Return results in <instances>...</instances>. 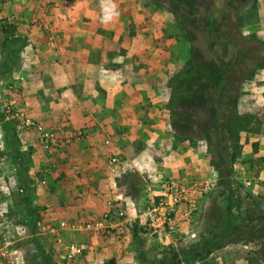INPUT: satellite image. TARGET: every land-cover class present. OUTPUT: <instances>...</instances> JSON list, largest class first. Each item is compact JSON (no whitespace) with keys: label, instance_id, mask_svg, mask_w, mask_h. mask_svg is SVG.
<instances>
[{"label":"rangeland","instance_id":"374dc122","mask_svg":"<svg viewBox=\"0 0 264 264\" xmlns=\"http://www.w3.org/2000/svg\"><path fill=\"white\" fill-rule=\"evenodd\" d=\"M192 2L197 6L186 10H180L170 0L147 2L153 13L152 28L140 44L143 47L144 40H147V45L150 40L152 54L136 60L143 65L140 77H146V81L138 80V86L143 90L145 103L149 102L151 107L153 103L156 106L160 104L157 109L149 108L147 111L150 113L147 114L161 110L167 114L164 118L166 123L160 133L145 131L144 136L137 137L133 142L136 154L129 164L123 155L118 156L124 162V169L122 167L112 176L118 182L116 187L119 190H112L113 194L105 200L116 199L119 208L123 207L131 217H137L148 197L161 192V182L166 177L216 179L212 191L196 212L193 230L182 233L181 238L172 242L160 241L144 233L135 240L133 230H82L88 220L98 217L81 219L80 224H70L88 239L71 240L86 242L88 253L76 260L63 261L59 246L51 235V230L56 227L52 224L51 212L47 207L29 204V179L22 177L28 169L25 156L26 167L22 170L20 156L14 158L10 154L15 145L9 144L0 125V149L3 150L0 153L3 164L0 167V186L8 184L12 187L6 196L0 191V214L9 211L15 219L16 225L10 231V237L12 248L23 257L20 264H45L37 243L53 264H158L163 259L166 264H178L177 253L215 240L222 246L214 248L207 260L196 264H264V36L258 37L253 27L256 22L254 14L259 7L255 5L256 0ZM12 12L19 13L17 10ZM27 12L28 8L24 16L34 13V9ZM186 14L189 22L185 20ZM36 26L45 27L43 22ZM132 30V34L141 32L144 35L141 26ZM17 37L20 38V33L16 25H11L7 32L0 30L2 72H9L19 56L17 50L13 57L10 56L11 50L22 47L12 45L11 40ZM145 65L151 68L145 69ZM187 71H195L198 76L180 79L179 75ZM205 71H213L216 76L219 72L223 74L224 93L217 87L220 95L215 91L214 82L202 77ZM196 81L206 86L200 88ZM152 86L157 94L153 93ZM166 88L168 94L164 97ZM234 112L247 125L246 132L240 135L241 157L235 164L231 160L232 140L222 127L215 128L213 124L216 119L225 124ZM4 115L7 120V114ZM154 123L151 121V128ZM15 124L20 127V123ZM211 128L218 133H212L210 139L206 132ZM15 144L20 149V137L16 132ZM141 151L143 154L139 157ZM200 163L205 167L198 166ZM194 170L197 173H187ZM22 188L28 192L18 195L17 190ZM26 210L34 213V228L27 224ZM227 224L233 225L235 234L221 239ZM65 232L57 230L61 238L70 240ZM192 233H196L195 238ZM5 264L10 263L7 261Z\"/></svg>","mask_w":264,"mask_h":264},{"label":"crops","instance_id":"0c3cea01","mask_svg":"<svg viewBox=\"0 0 264 264\" xmlns=\"http://www.w3.org/2000/svg\"><path fill=\"white\" fill-rule=\"evenodd\" d=\"M114 2L119 16L105 24L107 0H56L44 29L32 26L29 16H24L27 8V13L33 8L30 4L20 2L10 9L20 13L18 32L25 44L8 70L11 73L2 72L4 63H0V114H7L5 107L11 105L17 114L31 115L56 134L52 148L45 150L37 132L2 116L20 137V152L28 167L22 177L29 179V192L25 190L31 194L29 204L49 208L56 226L62 221L80 224L81 219L99 218L119 207L116 199H109L113 206L105 200L112 190H119L109 172L110 158L123 155L129 164L136 154L133 142L137 137L145 131L160 133L166 123L167 114L161 110L147 114L160 104L145 103L138 86V80L146 81V77H140L143 65L136 60L152 54L150 40L148 45L147 40L143 47L140 44L152 28L148 0ZM256 4L253 27L262 38L264 0ZM140 26L144 35L132 34V28ZM153 93L157 94L154 87ZM167 94L166 88L164 97ZM151 121L155 122L152 128ZM79 133L84 134L80 139ZM65 235L70 240L88 239L72 229Z\"/></svg>","mask_w":264,"mask_h":264},{"label":"built area","instance_id":"2783aa9c","mask_svg":"<svg viewBox=\"0 0 264 264\" xmlns=\"http://www.w3.org/2000/svg\"><path fill=\"white\" fill-rule=\"evenodd\" d=\"M20 2L30 4L33 7L34 13L32 12L28 17L32 26L49 18L56 6V0H0V30L7 32L11 25H16L18 32L20 13L14 14L10 9L15 5H20ZM45 30H49L48 26ZM6 112L8 122H21L26 130H33L39 134V142L43 149L50 150L52 148L57 140L54 132L36 122L29 114H17L11 105L8 106ZM83 136V133H79L76 137L80 139ZM2 152L3 150L0 149V153ZM0 167H3L2 162H0ZM122 167L124 169V163L118 156L110 158L109 169L112 174H117ZM216 182L217 180L213 178L198 180L187 177H166L161 182V192L148 197L137 217H131L123 207H116L98 219L88 220L81 229L91 232H116V230L120 232L125 230L126 232L139 225L151 237L160 241L172 242L181 238L182 233L193 230L196 212ZM10 189L12 187H9L8 184L0 186L1 194L3 193L5 196L9 195ZM17 191V194L20 195V193L25 192V188ZM114 204L113 201L108 202L110 206ZM8 212L5 211L0 214V264H5L7 261L10 264H20L23 257L20 252L18 253L12 248L13 242L10 237V231L14 229L16 222L12 213L9 214ZM58 228L75 230L76 226L62 221L51 230V235L59 246V255L63 261L76 260L88 253L89 246L86 242L64 240L57 234ZM191 235L193 238L196 237V233Z\"/></svg>","mask_w":264,"mask_h":264},{"label":"trees","instance_id":"16d2710c","mask_svg":"<svg viewBox=\"0 0 264 264\" xmlns=\"http://www.w3.org/2000/svg\"><path fill=\"white\" fill-rule=\"evenodd\" d=\"M170 1L172 2V4L174 6H177L180 10L191 9L190 6L191 7L197 6L196 3L192 2V0H170ZM193 1L201 2L203 0H193ZM205 1L208 3V0H205ZM185 17H186L185 20L189 22L190 21L189 16L186 14ZM11 41H12V45L17 44L19 46L21 45L22 47L24 45V42L22 41V39L18 38V37L15 39H12ZM22 47H17V48H15V50H11L10 56L13 57L16 53V50L19 51V50H21ZM261 66H263V64H260V67ZM195 71H197V70H195ZM195 71L194 72H192V71L183 72L181 75H179V78L180 79L183 78V79L187 80L189 78L190 79L193 78L195 75L198 76V74L195 73ZM203 74L204 75H202V77L205 76V78L207 79L206 81H209L210 83L214 82V84L216 86L215 91L218 92L219 90L217 87H220V89L223 90V91L221 90V92L224 93V89H225L224 83H223L224 79H223V74L221 72H219L217 74V76L215 75V73H213V71H210V72L205 71V73H203ZM196 83L200 86V88L206 86V84H203L202 82H199V81H196ZM217 105H218V102H217ZM218 106L220 107L221 105L219 104ZM217 117L220 118L219 115ZM172 119H174L173 116H172ZM0 120L2 122L3 130L7 135V139L9 140L8 141L9 144L15 145L14 146L15 148L10 150L11 151L10 154L12 156H14V158H18L20 156V158H19L20 159L19 160L20 167L22 168V170H25V167H26L25 161H23V159H22V154L20 152L19 147L16 146V144H15L14 128L12 126H10L7 122H3L2 116H0ZM219 121H218V119L213 121L214 127L215 128L216 127L217 128L222 127V131L228 135L230 140H232V142H233V150L232 151L233 152L231 154V160H232V163L235 164V162L241 157L242 146L240 144V135L243 131L246 132V126L247 125H244L243 121L245 122V120L240 119L238 114L235 112L233 114H230V118H227L225 120L226 121L225 124L222 125L219 123ZM213 129L214 128H211V130H208V132H206V135L210 139L212 137L211 136L212 133L213 134L218 133V131L215 132L216 130H213ZM27 204H28V202H27ZM24 214H25V217L27 220V224L30 225V227L34 228L35 227L34 226L35 225L34 213H32V211H30V210H26V212L24 211ZM133 231H134V239L135 240L139 239L138 235H140V233L147 234L145 229H143L139 225H136L135 228L133 229ZM223 233L224 234L221 236V239L225 238L226 236L228 237L231 233L235 234L233 225L227 224ZM221 246H222V243H220V241L215 240V242H213V241L207 242L206 241V242H203L199 246H194V247L192 246L188 249H184L181 252L176 254L177 259H179L178 264H182V263H184V264H196L197 262H203V261L207 260L212 255V253L214 252L213 251L214 248H217V247L220 248ZM37 248L39 250L40 256H42V258L45 259V264H53V262L48 257V255L45 253V251L43 250L41 245H39V243H37ZM166 263L167 262L165 259L158 262V264H166Z\"/></svg>","mask_w":264,"mask_h":264},{"label":"clouds","instance_id":"9594fccd","mask_svg":"<svg viewBox=\"0 0 264 264\" xmlns=\"http://www.w3.org/2000/svg\"><path fill=\"white\" fill-rule=\"evenodd\" d=\"M107 2L110 7L104 10V15L102 16V23L105 24L114 22L119 16L117 5L114 0H107Z\"/></svg>","mask_w":264,"mask_h":264}]
</instances>
